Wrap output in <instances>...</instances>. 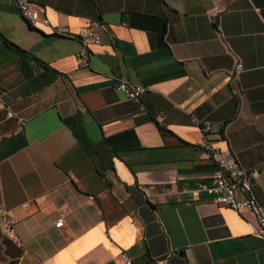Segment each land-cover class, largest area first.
Returning a JSON list of instances; mask_svg holds the SVG:
<instances>
[{"label": "crops", "instance_id": "0c3cea01", "mask_svg": "<svg viewBox=\"0 0 264 264\" xmlns=\"http://www.w3.org/2000/svg\"><path fill=\"white\" fill-rule=\"evenodd\" d=\"M28 1L48 26L0 0V206L18 238L0 233V264H264L246 214L196 189L204 137L256 169L264 202V0ZM91 21L84 67L72 36ZM109 75L146 89L127 99Z\"/></svg>", "mask_w": 264, "mask_h": 264}, {"label": "built area", "instance_id": "2783aa9c", "mask_svg": "<svg viewBox=\"0 0 264 264\" xmlns=\"http://www.w3.org/2000/svg\"><path fill=\"white\" fill-rule=\"evenodd\" d=\"M16 14L29 26L37 28L38 25L48 26L45 17H38L35 8L28 0H7ZM103 30V25L97 21L89 22L83 29L76 32L72 37L77 41V51L74 54L76 62L84 67H88L90 54L89 46L98 42V31ZM51 32L59 33L50 29ZM241 70L239 62H235L231 68V75L235 77ZM113 79V88L127 99L136 100L145 91V86L131 83L127 80L109 75ZM9 116L10 112H6ZM161 121L159 115L156 119ZM193 122L201 133H206L210 129L207 122L198 123L192 116ZM200 152L207 158L212 169L205 184H197L196 189H201L207 196L208 202L215 206H224L237 212H244L246 218L244 223L248 233L252 236L264 239V202H258L252 191L251 184L257 171L255 168H243L237 164L228 150H222L210 144L204 137L199 141ZM196 189L191 190V194H196ZM91 198V196H89ZM61 219L57 218L53 225L59 226ZM0 233L1 236L17 244L18 238L13 230L10 218V209L0 206ZM118 264H131L130 258L124 251L117 255ZM157 263L162 264V261Z\"/></svg>", "mask_w": 264, "mask_h": 264}, {"label": "trees", "instance_id": "16d2710c", "mask_svg": "<svg viewBox=\"0 0 264 264\" xmlns=\"http://www.w3.org/2000/svg\"><path fill=\"white\" fill-rule=\"evenodd\" d=\"M5 42V41H4ZM9 46H12L11 44H8ZM12 47H14V49H17V48H15V46H12Z\"/></svg>", "mask_w": 264, "mask_h": 264}]
</instances>
